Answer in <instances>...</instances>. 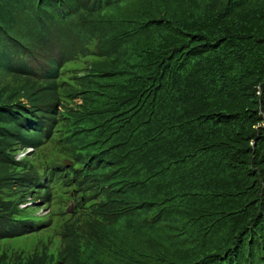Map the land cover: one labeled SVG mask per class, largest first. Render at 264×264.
<instances>
[{
  "label": "trees",
  "instance_id": "trees-1",
  "mask_svg": "<svg viewBox=\"0 0 264 264\" xmlns=\"http://www.w3.org/2000/svg\"><path fill=\"white\" fill-rule=\"evenodd\" d=\"M0 264H264V0H0Z\"/></svg>",
  "mask_w": 264,
  "mask_h": 264
},
{
  "label": "clouds",
  "instance_id": "clouds-1",
  "mask_svg": "<svg viewBox=\"0 0 264 264\" xmlns=\"http://www.w3.org/2000/svg\"><path fill=\"white\" fill-rule=\"evenodd\" d=\"M67 158H65L64 160H63V162L66 160ZM68 160H71V159H68ZM72 161V160H71ZM65 165H68V164H65ZM72 204V206H74V203H73V201H71L70 202V204H69V206L67 207V209L66 210H70V209H68V208H70V205ZM45 211V212H44ZM44 211H42V212H40V214H45L46 212H47V210H44ZM44 212V213H43Z\"/></svg>",
  "mask_w": 264,
  "mask_h": 264
},
{
  "label": "water",
  "instance_id": "water-1",
  "mask_svg": "<svg viewBox=\"0 0 264 264\" xmlns=\"http://www.w3.org/2000/svg\"><path fill=\"white\" fill-rule=\"evenodd\" d=\"M64 164H72V161L71 160H68V159H66L65 161H64ZM68 209H72V204L70 205V208H68Z\"/></svg>",
  "mask_w": 264,
  "mask_h": 264
},
{
  "label": "rangeland",
  "instance_id": "rangeland-1",
  "mask_svg": "<svg viewBox=\"0 0 264 264\" xmlns=\"http://www.w3.org/2000/svg\"><path fill=\"white\" fill-rule=\"evenodd\" d=\"M72 209H73V206H72ZM72 209H71V210H72ZM40 212H42V211H40ZM44 212H45V211H44ZM44 212H43V213H44ZM17 241H18V242H21V241H22V239H20V238H19V239H17ZM24 241H26V242H27L28 240H24Z\"/></svg>",
  "mask_w": 264,
  "mask_h": 264
}]
</instances>
